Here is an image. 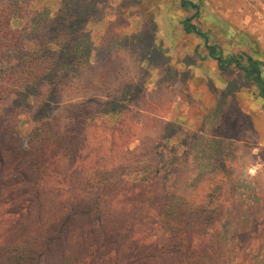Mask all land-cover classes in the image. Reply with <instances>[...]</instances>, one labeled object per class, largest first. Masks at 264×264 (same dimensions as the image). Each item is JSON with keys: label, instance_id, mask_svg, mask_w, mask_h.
I'll use <instances>...</instances> for the list:
<instances>
[{"label": "rangeland", "instance_id": "obj_1", "mask_svg": "<svg viewBox=\"0 0 264 264\" xmlns=\"http://www.w3.org/2000/svg\"><path fill=\"white\" fill-rule=\"evenodd\" d=\"M28 1L23 15L21 8L10 20L14 35L31 29L32 14L46 10L53 17L62 6L61 0ZM74 1L85 17L79 30L89 41L88 54L80 75L62 85V98L51 106L60 128L43 156L51 176L97 170L107 172L106 181L121 176L111 190L119 205H127L138 187L134 164L160 168L164 179L147 190L164 185L185 194V211L205 206L203 198L212 193L211 214L194 219V236L218 264H264V99L256 85L243 83L234 63L227 64L230 56L242 65L251 57L264 78V0ZM10 4L0 0L2 8L11 10ZM184 19L207 34L206 43L185 31ZM111 100L119 101L116 114L108 112ZM0 108V154L7 158L19 148L32 113L15 103V95L1 100ZM169 128L176 131L167 148L177 149L178 160L170 178L149 151ZM212 140L223 146L222 172L212 163L203 169ZM167 148L166 159L172 157ZM201 171L204 178L197 181Z\"/></svg>", "mask_w": 264, "mask_h": 264}, {"label": "trees", "instance_id": "obj_2", "mask_svg": "<svg viewBox=\"0 0 264 264\" xmlns=\"http://www.w3.org/2000/svg\"><path fill=\"white\" fill-rule=\"evenodd\" d=\"M28 3L11 0V10L0 6V102L15 95V103L32 113L19 148L7 158L0 154V264H128L131 256L139 259L137 264H218L194 236V219L211 214L207 204L212 193L203 198L205 206L185 211V194L170 193L164 185L147 190L165 176L160 168L153 172L145 163L133 166L138 187L127 205H119L112 193L114 181L124 180L121 176L106 181L105 170L86 176H51L43 156L60 134L51 106L62 98V85L72 75H80L89 41L81 37L79 26L85 17L74 0H61L53 17L46 10L32 14L31 29L14 35L10 20L21 8L22 14ZM183 25L186 32L206 43L207 34L189 19ZM27 38L35 41L28 44ZM208 49L214 54L216 48ZM216 58L224 72L234 63L243 83L256 85L264 99V78L257 60L249 57L248 64L242 65L230 56L225 65L220 56ZM12 59L17 61L14 66ZM238 85L229 86L235 89ZM107 106L109 113L116 114L119 101L111 100ZM174 131L169 128L162 142L149 147L154 163L167 167L168 178L178 170L177 149L167 148ZM165 148L172 151L171 158H165ZM223 152L222 143L212 140L203 169L212 163L216 172H222ZM203 178L201 171L197 181Z\"/></svg>", "mask_w": 264, "mask_h": 264}]
</instances>
